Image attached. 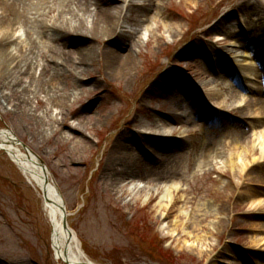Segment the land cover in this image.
<instances>
[{
    "label": "rangeland",
    "instance_id": "rangeland-1",
    "mask_svg": "<svg viewBox=\"0 0 264 264\" xmlns=\"http://www.w3.org/2000/svg\"><path fill=\"white\" fill-rule=\"evenodd\" d=\"M109 2L118 3L128 14L122 20L125 37L100 38L99 45L92 44L94 60L80 63L78 51L86 46L84 39L72 37L65 46L39 33L30 55L33 70L22 77L38 98L31 95L25 100L15 93L21 91V82L12 85V91L0 92V130L11 131L46 164L65 201L70 227L94 264H264V219L260 218L264 164L259 158L252 164L245 157L250 166L241 178L244 168L237 157L242 152L244 156L249 141H256L254 121L244 109H237L252 98L264 101V93L251 96L245 88L240 73L244 58L239 55L243 43L235 47L234 37L242 32L244 44L259 39L256 31L264 30V5L259 0H166L162 7L159 0H152V7L138 13L142 0ZM63 4L52 2L43 18L51 27L74 31L63 25L59 15L66 8L62 16L69 17L77 3ZM51 9L55 13L50 15ZM76 14L94 15L95 7L81 5ZM14 20H18L12 25L16 38L25 30L39 29L26 18ZM106 47L121 56L134 50L138 64L129 74L111 76ZM43 67L57 79V89L50 94L53 76L42 75ZM199 72H209L217 81L203 85ZM2 73L0 69V82L9 76ZM213 92L230 103L222 107L209 101ZM175 113L184 115L172 123L167 137L150 135L149 118L170 122ZM233 128L248 141L234 136ZM135 138H149L151 148L143 151L134 143L124 148L133 161L139 159V167L124 184L112 188L105 172L107 160L121 140ZM174 154L181 155L179 168L163 166ZM231 160L236 168H230ZM159 167L164 178L156 182L153 170L159 172ZM219 173L236 185L247 175L256 182H248L244 189L250 193L243 198L235 195L231 204V190L224 194L230 182H217ZM133 184L149 188L139 189L135 196L128 191ZM171 191L178 193L175 202L168 201L162 209L159 201ZM34 198L42 203L1 150L0 264H59L51 228ZM219 202H225L226 216L220 214ZM170 212L173 216L168 220ZM206 213L209 218L201 224ZM221 218H226L224 226L219 224ZM202 228L208 230L201 232Z\"/></svg>",
    "mask_w": 264,
    "mask_h": 264
},
{
    "label": "bare ground",
    "instance_id": "bare-ground-1",
    "mask_svg": "<svg viewBox=\"0 0 264 264\" xmlns=\"http://www.w3.org/2000/svg\"><path fill=\"white\" fill-rule=\"evenodd\" d=\"M71 1H73V3H77V9L73 10V13L70 14L69 17H64L62 15H64L66 8H62L59 17L61 18L63 25L71 27L74 31H68L56 26L51 27L45 22V18H43L45 17V11L47 9L48 11L50 10L49 5L52 4V2L53 4H63L64 2L70 3ZM121 1L131 3L135 2L136 0ZM142 1V4L138 6V13L148 9L150 6L152 7V0ZM159 2L163 7L166 3V0H159ZM259 2L264 5V0H259ZM81 5H92L95 7V14L85 16L76 14L77 11H80ZM119 6L120 5H118V3L117 5L114 3L111 4L109 0H85V2L84 0H0V7L2 9V12H0V69H2L4 72L2 73L3 75H9L7 78L1 80L0 92L4 94L6 89L12 91L13 89L10 87L14 84H20L21 82V91L15 93H21L25 97V100L31 99V95L35 96V98H38L36 97L38 93H34L32 86H29L28 83L23 82L22 77L33 70L34 66L32 64L33 61H30V55L33 53V48L37 45L35 42L38 41L39 33L45 35L47 38L51 37L54 43H63L65 46L69 43V39L72 37L84 39L86 41V46L80 47V50L78 51L80 57L77 61L80 63L92 62L94 60L93 43L99 45L101 40L100 38L103 37L106 38L105 40L112 37L115 38L117 36L119 38L125 37L122 20L126 19L128 14H123L124 8H119ZM158 9H160V7H158ZM53 13H55V10L51 9L50 15ZM132 13L134 14L135 12ZM17 16L19 17V20L20 18H26L36 23L39 27L38 31L25 30L23 36L16 38L14 36V27L12 25L18 21L14 20L17 18ZM134 16H132V18ZM41 18H43L41 20L42 22L40 21ZM39 22L43 23L44 26L40 27ZM177 27L179 29L181 28L180 26ZM172 28L173 27H169V30ZM231 29L234 32L236 31L235 27ZM237 32L238 31H236V33ZM256 32L257 37L255 39L258 37L259 39L256 41H253V39L251 42L249 41L245 44V41H243L244 35L242 32L234 34V37H237L235 47L238 46V44L243 43V52L239 54L240 57L244 58V60L241 61L242 70L240 73L243 74L242 79L246 85L245 88L251 96H256L255 94L257 93H264V30L262 31L259 29ZM219 40L222 41L223 38L220 37ZM14 42H16L15 46L13 44ZM88 42L90 44H88ZM101 47L103 48L104 45L101 44ZM105 49H107L108 52V58L106 61L107 71L111 76L113 75L115 77H121L123 73L126 72L129 74V69L138 64L134 54H132L135 52L134 50L129 49L121 56L111 48L106 47ZM13 51H16V53L13 54ZM233 53L234 52L230 54L233 55ZM56 71L57 70L53 72ZM46 73L52 74V72L46 67H43L42 75ZM33 76L35 79L36 74ZM52 76L53 77L51 78L46 76V78H49L50 80V87L48 88L49 94L53 93L55 89H57L54 85V82L57 79H55L53 74ZM197 77L203 81V85H209L211 83L214 84V81H217L214 75L210 74L209 72H199ZM11 78H14V81H11ZM211 97L212 98L208 99L209 101L215 102L217 103L216 105L222 107L230 103V99H222L221 95L216 92L211 93ZM4 99H6V95H4ZM203 103L204 102H202V104ZM243 109L246 111L244 115H246L247 118H250L251 122L254 121L253 126H251L256 132V141L254 143L249 141V144H247L248 148L244 150V156L243 152L237 156L239 160L242 161L243 166L241 167L244 168V170L242 169V172L239 174L241 178L245 168L250 166L248 160L245 159V157L249 158L250 163L253 162L252 164L257 163V158H259V160L264 164V101L260 102L259 100H254L252 98L251 101L246 102L242 108L237 110L241 112ZM181 115H184V113L173 114L170 118V122H168V119L162 120L159 118L154 120L153 118H149V124L147 125L149 128L147 129L151 132L150 135L153 137H167L168 134L173 130L172 126L174 125H172V123H177V120L179 119L178 116ZM231 132L234 136L240 138V141H248V137H244L245 134H242L239 129L233 128ZM148 141H150L149 138L145 140L136 138L133 140L130 139L128 141L121 140V143H119L118 146H115L114 153L111 154V158L107 160V166L105 170L106 175L109 176L110 181H112V188H116L119 184L121 185V182L124 184V181L129 178V175H134V171H136L139 167V159L133 161L134 158H131L128 153L124 151V148H127L130 146V144L134 143L133 145L138 146L139 149L143 151H149L150 149L147 147L151 148V146L148 145ZM0 150H3L8 155L10 160L16 164L23 176L27 179L28 184L33 187L41 197L42 203L36 198L34 199L40 205V213L42 214L41 218H45L49 228H51V242L56 262L59 264H94L89 259L88 255L83 251L75 231L72 228V230L64 228V211L60 206L57 205V202L60 199L59 195H57L58 188L49 175L50 183L47 184L46 176L39 158L31 151H24L22 145H19L18 141H16L15 135L7 129L0 130ZM168 157V159H165L163 166L169 163L171 169L179 168L181 155L174 154V156L171 155ZM118 162L120 169L117 168ZM263 166L264 165H261L262 168H264ZM230 168H236L233 160L230 162ZM213 169V171L218 173L215 166H213ZM161 172V169L159 172H155L153 170V173L158 177L156 179L153 178V181L157 182L164 178L160 177ZM219 177H221V179L217 182H221L222 180H228L230 182L229 187L227 186L224 188V194L229 193L228 189L231 190V194L233 196V199L229 201L231 204L233 203L235 195L243 198L244 195H246L245 193H250L248 192V189H244V187L249 186L248 182L252 181L253 179V181L256 182L254 177L248 175L243 177V183L241 185H236L234 180H232V178H230L227 174L219 173ZM151 178L152 177H150L149 180H151ZM148 188L149 187H146L145 185L141 187V185L133 184L128 189V191L132 193V195H135L136 193L141 192L139 189L145 191ZM163 194L164 195L159 201V207L162 209L168 207V201H170V203H174L178 193L171 191L167 193L165 192ZM220 196L217 195V199L218 197L220 198ZM63 205H65V203H63ZM218 205L220 214H224L226 216L227 211L225 208V202H219ZM210 208L212 210V207ZM208 214L209 213H206V216L201 219V224L208 220ZM172 216L173 214L170 212L168 215V220H170ZM180 218L181 217L178 216L177 219L179 220ZM260 218L264 219V216ZM162 219L164 220V218ZM225 220L226 218L219 219V224L224 226ZM206 230L208 229L202 228L201 232H205ZM199 240L202 239L199 237ZM202 255L206 256V253H203Z\"/></svg>",
    "mask_w": 264,
    "mask_h": 264
},
{
    "label": "water",
    "instance_id": "water-1",
    "mask_svg": "<svg viewBox=\"0 0 264 264\" xmlns=\"http://www.w3.org/2000/svg\"><path fill=\"white\" fill-rule=\"evenodd\" d=\"M64 211L66 212V210L64 209ZM64 228L65 229H68V223H67V218L65 216V219H64Z\"/></svg>",
    "mask_w": 264,
    "mask_h": 264
}]
</instances>
